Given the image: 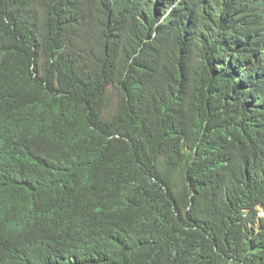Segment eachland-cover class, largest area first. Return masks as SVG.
<instances>
[{
    "label": "trees",
    "instance_id": "trees-1",
    "mask_svg": "<svg viewBox=\"0 0 264 264\" xmlns=\"http://www.w3.org/2000/svg\"><path fill=\"white\" fill-rule=\"evenodd\" d=\"M0 264H264V0H0Z\"/></svg>",
    "mask_w": 264,
    "mask_h": 264
},
{
    "label": "rangeland",
    "instance_id": "rangeland-1",
    "mask_svg": "<svg viewBox=\"0 0 264 264\" xmlns=\"http://www.w3.org/2000/svg\"><path fill=\"white\" fill-rule=\"evenodd\" d=\"M117 99H118L117 96L114 95V97H113L114 102H116Z\"/></svg>",
    "mask_w": 264,
    "mask_h": 264
}]
</instances>
